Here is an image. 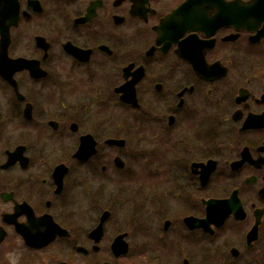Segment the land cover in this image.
Listing matches in <instances>:
<instances>
[{"label": "flooded vegetation", "instance_id": "1", "mask_svg": "<svg viewBox=\"0 0 264 264\" xmlns=\"http://www.w3.org/2000/svg\"><path fill=\"white\" fill-rule=\"evenodd\" d=\"M0 264H264V0H0Z\"/></svg>", "mask_w": 264, "mask_h": 264}, {"label": "water", "instance_id": "2", "mask_svg": "<svg viewBox=\"0 0 264 264\" xmlns=\"http://www.w3.org/2000/svg\"><path fill=\"white\" fill-rule=\"evenodd\" d=\"M84 152H85V151H84V146L81 145V146L79 147V149H78V151H77L76 154H82V153L84 154ZM90 153H91V151H89L88 154H90ZM107 215H108V213L103 214L102 219H104L105 217H107Z\"/></svg>", "mask_w": 264, "mask_h": 264}]
</instances>
